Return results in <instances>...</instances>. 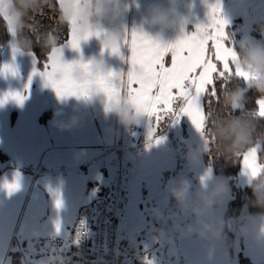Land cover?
<instances>
[{"label": "crops", "instance_id": "obj_1", "mask_svg": "<svg viewBox=\"0 0 264 264\" xmlns=\"http://www.w3.org/2000/svg\"><path fill=\"white\" fill-rule=\"evenodd\" d=\"M151 2L152 0H135L137 12L134 20L133 18L131 20L136 30L142 31L141 18L145 7ZM160 2L166 4V0ZM216 3L220 4V15L226 21L225 31L234 19L241 18V36L243 29L245 30L242 36L245 38L242 40L254 42L255 39L249 30L252 24L250 19L252 12L264 7V0H190V9H181L190 20L187 33L195 32L197 25L209 23V6ZM159 31L158 28L143 30L144 33L152 34L154 37L151 38L154 40ZM182 35L171 30L164 31L160 33V40L163 44L172 43ZM67 39L61 45L64 62L71 63L81 58L87 60L89 57L99 59L94 55V48L98 46H94L95 41L98 42L95 37L87 41L81 40L79 51L66 46ZM12 43L13 37L8 33L7 42L0 54V99L8 97L0 104V150L6 156L0 171V264H24L22 258L26 254L31 258L28 259L30 264H56L63 257L71 255L74 251V234L79 209L86 201L102 196L99 195V191H107L106 196L117 195L118 212L122 205L126 207L125 218L119 220L118 215L119 225L123 231L122 224H136L140 222L139 219L144 222L146 205L139 201L137 189L129 188L134 172L143 173L145 178H141L140 182L147 181V189L150 190L151 196L161 197L165 191L166 185L156 184L165 176L164 174H169L172 178L177 174L182 178L184 174L194 188L199 185L200 173L209 168L203 159L201 165L190 166L185 160V154L178 159L177 154H171L170 147L164 144L156 145L150 147L151 154L145 149L142 154H131L127 158L129 182L125 188H129V193L126 203L123 204L120 189L124 177L122 161L124 154L119 152L127 145L115 141L116 116L106 110L105 98L95 97L86 104L76 96H69L59 98V109L53 107L52 93L57 102L58 97L54 89L46 86L42 76L34 74L43 70L38 67L36 57L31 52L20 54L13 52ZM170 62L169 54L165 57V63L170 65ZM5 65L14 67L16 74L3 72ZM108 65L109 68L106 62V70L119 71L115 59H110ZM11 94L24 96L23 103H17L11 98ZM45 95L50 96L48 105L41 102ZM45 105L49 113L44 117L42 111ZM184 117L188 123L190 119ZM146 119L147 115H144L141 118L142 125L135 127L138 130L143 127L145 131L147 124L150 131L152 121L150 118L147 123ZM182 131L183 135L177 132L179 138L184 137L185 142H190L188 146L193 144L191 139L196 138L197 134L192 138L191 128L188 132L184 129ZM138 133L141 134L140 131ZM148 137L149 135L145 134V138L149 139ZM66 139L81 143L76 145L58 143L49 147L43 145L47 141L59 142ZM158 149L159 153L154 154ZM119 156L121 163L118 161ZM180 160L185 162L183 174L178 171ZM112 178L118 181L116 191L110 181ZM14 182H18L19 187L10 193L5 185ZM56 194L61 200L60 208L55 204ZM163 198L165 195L162 196L164 201ZM167 202L168 208L174 211L175 204L168 196ZM136 229L138 232V227ZM177 240L183 257L182 264H238L236 257L238 252H242L253 264L264 261V247H254L245 242H241L234 249V255L230 260L221 261L213 259L210 254L206 255L204 246L199 241Z\"/></svg>", "mask_w": 264, "mask_h": 264}, {"label": "clouds", "instance_id": "obj_2", "mask_svg": "<svg viewBox=\"0 0 264 264\" xmlns=\"http://www.w3.org/2000/svg\"><path fill=\"white\" fill-rule=\"evenodd\" d=\"M130 7L125 0H0V20L5 31L13 37L12 46L18 54L31 52L34 42L48 53L61 48L60 31L65 27L79 37L93 33L88 39L97 38L102 51L111 52L113 46L119 49L122 46L123 20ZM190 7V0H166V4L152 0L141 18L142 31L158 28L160 31L155 40L159 42L160 33L164 31L185 34L190 20L181 9ZM46 14L53 20V26L41 32L36 17ZM256 30L261 39L254 42L241 40L236 44L237 58L233 66L247 74L248 78L243 80L246 88L264 97V22ZM97 32L99 36L94 35ZM226 35V42L233 48L230 34ZM78 61L87 68L74 65L70 71L73 81L84 83L105 78L106 86L114 95L109 101L103 91L90 88L86 97L77 99L87 104L93 98L103 96L107 101L106 109L117 115L122 125L139 124L144 114L139 113L131 102L121 72L106 70L102 57ZM109 72L113 75L109 76ZM246 88L236 83L220 89L221 112L211 110L207 129L203 135L200 133V142L186 148L185 160L190 166L201 165L203 156L209 153L226 161H236L254 147L264 148V128L260 127L253 111L235 114L247 104ZM247 174L252 192L248 207L257 211H244L237 218L226 216L231 194L228 178L215 175L210 167L200 173L199 185L195 188L187 178L169 181L165 193L174 202L175 210L164 212L154 208L152 215L161 225L171 222L170 232L163 227L157 228L155 240L168 248L173 257L177 256V239L196 240L203 244L206 255L221 261L230 260V253L241 242L264 247V171H258L256 175L249 171ZM189 218L190 222H185ZM229 232L233 239H230Z\"/></svg>", "mask_w": 264, "mask_h": 264}, {"label": "snow or ice", "instance_id": "obj_3", "mask_svg": "<svg viewBox=\"0 0 264 264\" xmlns=\"http://www.w3.org/2000/svg\"><path fill=\"white\" fill-rule=\"evenodd\" d=\"M209 7L210 20L207 25H197L195 32L185 33L172 43L163 44L141 30L124 32L122 45L130 49L131 55L127 62L131 67L120 75L126 82L127 94L137 111L152 120L155 118L157 126L166 118L170 119V123H176L182 116H187L196 130L203 135L212 114V104L219 103L220 89L226 87L233 77L242 80L248 78L246 73L233 68L236 52L226 43V21L220 15V4ZM88 35L79 37L74 31H69L70 38L67 39L66 46L79 51L80 41L87 40ZM94 35L99 36L100 33ZM13 52H16L15 48ZM111 53L118 54L119 48L113 46ZM169 54L170 65L165 63V57ZM74 65L87 68L80 61L64 62L62 49L56 48L48 53L43 70L34 74L42 76L46 86L54 89L59 98L86 97L90 88H96L103 91L109 101L112 100L114 92L106 86L105 78L84 83L73 81L70 71ZM2 71L16 74L15 68L10 65H5ZM108 75L113 73L109 72ZM7 98L0 99V104ZM11 98L20 104L25 99L20 94H11ZM256 104L258 111L253 110V113L256 118L262 119L264 98L258 99ZM155 131V126L149 131L150 140L153 139ZM162 139L155 138L154 143L159 144ZM260 150L261 148L254 147L241 156L243 168L252 175L264 171V164L257 162ZM5 187L11 193L18 189L19 183L6 184ZM56 195L55 204L60 208L61 200Z\"/></svg>", "mask_w": 264, "mask_h": 264}, {"label": "rangeland", "instance_id": "obj_4", "mask_svg": "<svg viewBox=\"0 0 264 264\" xmlns=\"http://www.w3.org/2000/svg\"><path fill=\"white\" fill-rule=\"evenodd\" d=\"M126 3L131 4L132 6L129 8V10L126 12V15L124 17L123 20V25L125 30H127L128 32H131L133 29H135V25L132 22L134 20V17H136V12H137V8H135V0H125ZM132 10V12H131ZM131 12V15H130ZM253 17V18H252ZM252 17H251V21L252 22H258V21H262L264 22V7H262L261 9L257 10L256 12H252ZM133 18V20H131ZM241 24H242V19L240 18ZM250 30V29H249ZM244 29H243V33L242 36L244 35ZM149 37H154L152 34H147ZM245 38V37H244ZM242 38V39H244ZM129 39H130V34H129ZM95 40H97V38H95ZM98 41V40H97ZM99 42V41H98ZM95 41L94 46L98 45L94 48V55L99 57V58H103L105 64L107 62V67L109 68L108 65V61L110 59H115L117 66H118V72H127L129 70V65L130 63H128V59L130 58L131 52L130 49L127 46H121L119 49V53L118 54H113L111 53L109 50H103L101 49L100 44ZM62 45V43H61ZM88 52H86L87 54ZM111 68V65H110ZM41 102H45L46 105H48L50 103V96L45 95V99L43 98V100ZM56 99L55 96L51 95V103L53 105V107H56L59 109V97H58V102L56 104ZM56 104V106H55ZM43 108L44 110L42 111L44 113V117L46 116V114L49 113V110ZM45 110H47L45 112ZM58 115H59V110H58ZM116 116V121H115V134H116V143H122L123 145H127V147L119 152V154H124V156L122 157V161H123V173H124V177L122 179V184H121V189H120V193H121V200L123 201V204L126 203L127 200V196L129 193V188H134L137 189V195L139 198V201H141L142 204H144L145 207V211L144 212V219L145 221L143 222L142 219H139L140 222L136 223V224H129L125 225L122 224V227L124 228V232L125 234L128 235V237L131 240V243L133 245V247L136 248L137 250V254L140 253L141 257L145 260H157V262H160L162 264H182V260L183 257L180 254V249H179V241L176 240V249H177V256L173 257L169 251L168 248L166 247H162L161 244L155 240V235H156V229L157 228H161L163 227L166 231L168 229V227L171 226V222H169L166 225H161L159 221L156 220V218L152 215V209H159L161 211L164 212H169L172 209L168 208V202H167V195L165 193V191L162 193L161 197L158 196H151V192L150 190H148V183L146 180H142L140 182L141 178H145L143 173L139 172H134L133 176H132V185L126 189L125 186H127L128 182H129V178H128V169L126 167L127 164V158L131 155V154H142L144 152V150L146 149L149 153H150V147H155L156 145H161L164 144L168 147H170L171 154H177L178 159H181L182 154H185L186 152V148L188 147V144L190 142H185L183 140L184 137L179 138L178 133H182V135L184 134L182 129H184L185 131L188 132V130L191 128L192 129V138L193 136H195L196 134V138L191 139V141H193V144H191L190 146H196L199 142H200V133L196 130V128L193 126V124L191 123V121H189L188 123L186 122V118L184 116H182L178 122L176 123H170V119L166 118L164 120H162V122L158 125L160 126V129L157 130V125L155 122V118H153L152 121V128L155 126L156 127V131L154 133L153 139H146L145 138V134H147V136L149 135V128L146 124L145 127V131H143V127H138L139 130L136 128L139 125H142V120H140L139 124L136 125H132V126H124L120 123L119 118ZM148 119V120H147ZM147 123L149 122V117L147 116ZM136 126V127H135ZM136 131V132H135ZM138 131H140L141 134L138 133ZM147 131V132H146ZM146 132V133H145ZM162 137V142L159 144L154 143V139L155 138H160ZM149 138V137H148ZM96 141V140H95ZM62 144V145H76V144H80L81 142H77L76 140H72V139H66V140H61L59 142H45V144L47 147L52 146V145H56V144ZM159 153V149L156 150L154 152V154ZM180 156V157H179ZM118 161H120L119 163H121V156L118 157ZM181 161V160H180ZM259 163V161H257ZM178 171H180V173H184L185 172V162H180V168L178 169ZM165 176L156 182V184H158L159 186L162 185H166L168 180H176V179H180L179 175L177 174L176 176H174L173 178L169 176V174H164ZM163 176V175H162ZM161 177V176H160ZM182 178H186L184 177V174L182 175ZM131 180V179H130ZM248 174L246 172V170L243 168L242 166V158H241V167H240V171L235 179V182L238 186L243 187L245 185H249L248 182ZM111 184L113 185L114 189L118 183V181L116 182V178H112ZM140 182V183H139ZM138 184V186H137ZM113 189V191H114ZM116 191V189H115ZM139 191V192H138ZM160 195V193H158ZM165 195L164 201L162 200V196ZM143 206V208H144ZM175 210V209H174ZM125 214H126V207L124 205L121 206L118 215H119V220L120 219H124L125 218ZM137 218V217H136ZM139 218V217H138ZM136 220V219H135ZM185 222H190V218L188 220H186ZM139 225V226H138ZM144 225V226H143ZM136 227H138L139 231L137 232ZM142 227V228H141ZM136 232V233H135ZM170 232V230H169ZM150 257L151 259L147 258ZM31 259L29 254H26L25 257L22 258V262L24 264H26V262L28 264L29 260ZM142 259V260H143ZM158 264V263H157Z\"/></svg>", "mask_w": 264, "mask_h": 264}, {"label": "trees", "instance_id": "obj_5", "mask_svg": "<svg viewBox=\"0 0 264 264\" xmlns=\"http://www.w3.org/2000/svg\"><path fill=\"white\" fill-rule=\"evenodd\" d=\"M36 21L39 24V31H47L50 30L53 26V20L50 18L49 15H42L37 16ZM262 21L258 22H252L250 26V33L253 36L255 40L261 39V36L259 32L256 30L257 26ZM241 21L240 18H236L232 21V23L227 26L226 28V34H230V42L232 43L233 49H235L236 44L242 40L241 36ZM69 30L65 27L61 29L60 31V40L61 43L65 41L68 37ZM31 35V34H30ZM8 39V32L5 31L4 23L2 20H0V54L1 51L6 44ZM227 43V42H226ZM31 53L36 57L38 62V67L43 68L44 63L46 62L48 51L45 49H42L38 43H33L32 45V51ZM219 67V65H218ZM236 83H239L241 87H245V84L243 80H240L239 78H234L231 83L228 84L229 87L234 86ZM218 92H219V86H218ZM246 96H247V104L245 105V108L242 110H238L237 115L240 114L241 111H258V105L256 104V101L258 99L264 98L260 97V95L255 92V90L247 89L246 88ZM212 109L221 112L220 104L213 103ZM222 114V113H221ZM259 125L261 128H264V118L259 119ZM208 126V125H207ZM160 129V126H157V130ZM241 158L240 157L236 161H226L223 157L217 158L215 157L214 153L205 154L203 156V162L209 166L213 173L216 175H220L223 177L228 178L229 185L231 189L230 198L228 200L227 206H226V216L230 218H237L242 215L244 211L249 212H255L257 209L248 207V201L252 198V192L249 185H245L243 187H240L236 184L235 179L240 171L241 167ZM6 161V156L3 153V151L0 150V171L3 163ZM258 161L260 164H264V148H261V150L258 152ZM99 195H102L100 197H105L107 194L106 192L99 191ZM103 194L105 196H103ZM107 197V196H106ZM230 239H233L232 233L229 232ZM231 256L234 255V250L230 253ZM237 262L238 264H253L247 256H245L242 252H238L237 255ZM147 258L151 259L147 256ZM141 257V254L138 253L137 256L132 260L133 263H142V264H159L160 262H157V260H145ZM162 264V263H161ZM258 264H264V261L258 263Z\"/></svg>", "mask_w": 264, "mask_h": 264}, {"label": "built area", "instance_id": "obj_6", "mask_svg": "<svg viewBox=\"0 0 264 264\" xmlns=\"http://www.w3.org/2000/svg\"><path fill=\"white\" fill-rule=\"evenodd\" d=\"M136 256V248L119 225L118 198L114 195L82 204L75 228L74 251L56 264H142L132 262Z\"/></svg>", "mask_w": 264, "mask_h": 264}]
</instances>
